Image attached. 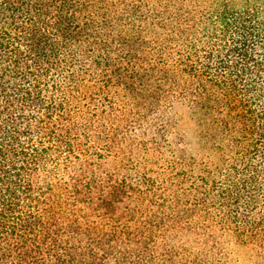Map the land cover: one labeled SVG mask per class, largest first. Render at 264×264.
Returning a JSON list of instances; mask_svg holds the SVG:
<instances>
[{
  "label": "trees",
  "instance_id": "obj_1",
  "mask_svg": "<svg viewBox=\"0 0 264 264\" xmlns=\"http://www.w3.org/2000/svg\"><path fill=\"white\" fill-rule=\"evenodd\" d=\"M242 250L264 264V0H0V264Z\"/></svg>",
  "mask_w": 264,
  "mask_h": 264
},
{
  "label": "rangeland",
  "instance_id": "obj_2",
  "mask_svg": "<svg viewBox=\"0 0 264 264\" xmlns=\"http://www.w3.org/2000/svg\"><path fill=\"white\" fill-rule=\"evenodd\" d=\"M176 114L178 116H182L184 118L185 122L182 123L183 129H189L192 127V122L189 121V117H188L187 111L185 109L180 108V107L176 108ZM180 129H181V127H180ZM248 254L249 253H247V251L242 250L238 256L239 260H238L237 264H255L256 260H254L252 262H250L248 260Z\"/></svg>",
  "mask_w": 264,
  "mask_h": 264
}]
</instances>
